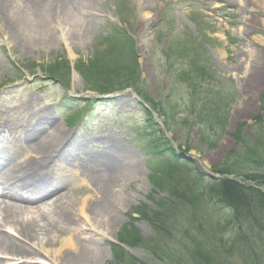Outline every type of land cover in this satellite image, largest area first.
I'll return each instance as SVG.
<instances>
[{"label": "rangeland", "instance_id": "obj_1", "mask_svg": "<svg viewBox=\"0 0 264 264\" xmlns=\"http://www.w3.org/2000/svg\"><path fill=\"white\" fill-rule=\"evenodd\" d=\"M117 1L102 0L92 13L80 8L82 15L79 16L92 20V30L81 40H69L67 31L62 28H55L51 41L41 44H36L32 38L12 37L9 31L0 30V81L25 77L28 84L33 82L36 85L35 80L41 73L48 75L44 68L49 71L54 64V69L58 71L55 75L66 79L65 56L79 66L86 67L93 63L99 71L110 69L107 59L111 55L110 49H114L106 35L110 34L114 25L126 22V19H118L116 9L120 2H124L126 5H121L128 7L125 16L129 18L125 26L137 43L136 57L140 69L131 76H124L121 72L124 78L115 75L113 79L118 86H128V83L137 86L150 99V103L146 99L147 110L154 105L152 119L159 123L153 129L161 128L165 136L162 139L156 132L158 142L167 141L174 148L175 156L168 154L166 158L158 160L155 171L160 170L161 173L160 176H153L151 166L147 165L152 154L146 136L153 129L146 122L147 112L144 109L147 107L134 90L129 89L113 96L115 98H108L113 100L109 106L93 108L88 126L81 131L82 136L91 137L92 141L99 140L100 135L114 136L125 145L127 152L137 155L135 169L143 172L142 180L126 181L123 196L131 203L125 209L122 207V221L114 230L104 228L108 231L106 239L102 241L107 250L104 264H207L203 256L194 257L190 253L191 247L196 245L195 240L202 246V255L210 253L208 264H244L237 247L231 244L229 250L230 233L223 236L219 233L221 227L218 223L222 224L231 217L226 214L228 210L222 202L212 201L203 193L205 187L212 183L213 176L223 175L217 171L219 169L234 170L231 178L264 190V184L247 180L243 175L264 170V0H245L246 4L236 0L235 5L242 4L243 7H230L232 12L227 20L213 18L204 12L206 26L202 29L196 27L202 18L198 8H190L186 2L173 5V9L174 6L178 8L176 12L171 10L174 30L184 33L190 29L191 34L201 40L198 46L187 47L185 53L189 60L197 59L199 64L207 58L206 65L222 78L220 82L224 90L209 85L210 88L199 93L197 119L203 120L202 127L191 123L195 113L191 102L189 104L185 81H180L177 71L173 74L164 63L158 64L157 61L162 56L164 58L163 53L170 47L183 51L179 43L185 44L182 39L178 41L174 38L168 47L166 37L171 35L168 25H164L160 31H153L160 24L163 9L180 0ZM231 2L227 0L226 3ZM197 51L205 55L199 56ZM118 55L114 52V56ZM120 57L126 58V62L133 59L129 50ZM250 58L251 61L246 63ZM31 67H34L35 75L29 73ZM255 71L259 75H252ZM111 76V73L101 74L102 78ZM192 79L190 81L194 82ZM84 84L83 78L72 73L68 96L85 99L87 93ZM55 93L52 89L46 96L54 100ZM122 101L125 104L120 105L118 102ZM204 103L216 109L208 108ZM63 108L64 111L69 109ZM164 120L167 123L163 124ZM100 124H104V127ZM220 127L224 131L220 132ZM65 129L72 132L68 127ZM93 144L96 143L89 144L90 149H93ZM172 159L179 163H160ZM71 181L79 182L73 178ZM93 194L90 187L87 194L77 192L76 196L82 199ZM158 211L168 216L177 213L176 218L169 222L170 228L161 232L156 231L157 225L152 220L153 213ZM136 238L137 245H123V254L110 248V243L118 239L128 242Z\"/></svg>", "mask_w": 264, "mask_h": 264}, {"label": "bare ground", "instance_id": "obj_2", "mask_svg": "<svg viewBox=\"0 0 264 264\" xmlns=\"http://www.w3.org/2000/svg\"><path fill=\"white\" fill-rule=\"evenodd\" d=\"M100 1L0 0V25L12 37H29L36 44L51 41L55 28L66 30L71 41L81 40L92 24L79 16L80 8L92 13ZM41 120L30 132L26 127L0 125L32 151L17 162L12 152L0 147V264H104L107 250L102 241L108 234L104 228L114 230L122 221V207L131 203L123 196L126 181L143 178V172L135 169L137 155L109 137L91 151L83 137L65 146L64 127L50 116ZM50 120L53 133L43 130ZM71 165L93 189L92 196L78 199L64 176L53 185V171ZM42 171L50 179H41ZM7 227L15 233L7 232Z\"/></svg>", "mask_w": 264, "mask_h": 264}, {"label": "trees", "instance_id": "obj_3", "mask_svg": "<svg viewBox=\"0 0 264 264\" xmlns=\"http://www.w3.org/2000/svg\"><path fill=\"white\" fill-rule=\"evenodd\" d=\"M90 66V76L93 79H99L103 73L114 75L122 71L119 68L99 71L93 63ZM106 78L109 79V77ZM228 173L232 172L228 171ZM244 175L253 182L264 184V172ZM204 194L210 200L220 201L231 209V217L224 220L222 224L218 223L221 227L219 233L222 236L224 233H230V240L228 239L230 241L229 250H231V244L237 247L244 264H264V190L256 185L245 184L235 179L223 177L207 187ZM176 214L168 216L163 212H154L153 218L156 221L157 231L161 232L170 228V219L173 217L175 219ZM137 238L128 243L131 245L137 244ZM196 241H194L196 245L191 247L190 253L194 257L203 256L208 264L210 253L202 255V246L199 243L197 244Z\"/></svg>", "mask_w": 264, "mask_h": 264}]
</instances>
